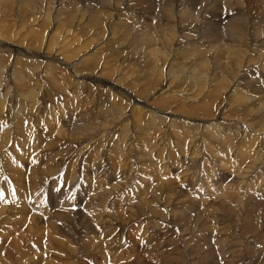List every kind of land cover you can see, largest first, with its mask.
Listing matches in <instances>:
<instances>
[{"label": "bare ground", "instance_id": "obj_1", "mask_svg": "<svg viewBox=\"0 0 264 264\" xmlns=\"http://www.w3.org/2000/svg\"><path fill=\"white\" fill-rule=\"evenodd\" d=\"M5 1L6 0L3 2ZM172 1L176 6L179 5V7H181L183 5L181 0ZM248 1L252 2L253 0ZM255 1L257 5L258 2L259 5H264L263 0ZM190 3H192V8L186 12V15L180 18L181 22L189 18V20L192 19L198 24V17H202L204 10H206L208 6L210 7V5H213L212 7L219 6V8L214 7L213 12L218 13L220 23L227 22L230 20L229 18L233 17L230 15V2L227 0H192ZM240 3L242 2L240 1ZM248 4L250 5V3L246 5ZM33 5L30 6V14L27 13L25 15L23 12L22 14L20 11L16 10V12L13 11L15 13H12L14 19L11 18L12 15L9 14L0 20V27L3 23H7L12 19L15 20V27L10 29V32H4L0 29V152L11 141L18 140V136L22 132H30L32 127L31 121L36 120L35 117L37 118L40 112L42 113L46 110L48 103H51V101L48 102L47 100L55 99L54 96L58 95L57 92H54L57 90H52L53 86L54 89H56L55 85L52 83H55L56 79L67 86H64V89L70 93L68 95L70 100L68 102V107L74 111V115L78 118L76 124L81 125L80 128H84L83 124H88L89 126L91 124L92 127L90 126L89 128L92 129L93 133H97L96 136H99H95L93 139L94 148L93 144V146L88 144L86 147H81L82 149L80 148V150L78 148V151H76L74 150V146L72 147L69 145L70 147H67L64 151L67 154H72L73 152L71 153V151L74 150L77 155H75L76 160L80 162L79 165L74 168V172L77 173L75 181L82 180L80 177L85 179L86 176L91 173V178L85 181L84 186L81 185V189L77 191L78 195L80 194L82 198L85 197V199H83L84 202L79 206L76 201L68 198V194L74 191V187H67L65 191L64 188L57 190L55 184L51 187L47 186L48 191L50 190L51 193L48 202L45 200L42 193H39V196L36 197L38 220L32 218L28 214L20 215L17 222L21 225V231L17 232L9 239L7 251L0 255V264L19 263L20 254L28 241L42 236H53L55 238L54 243L56 246H54L52 253L57 250V256L60 253L68 256L70 260L67 261L66 264H86L85 259H83L84 252H87L89 248L90 250H95L93 243L88 241L86 236L93 233L97 235V237L94 239L90 238L92 241L104 242L106 239L103 240L104 236L101 238L99 234L105 232L108 233L107 236H110L116 233H112V230L116 228H111L110 226V223H113L110 214H113V212L117 214L123 211L120 204L121 200H125V203L130 206H126L130 208V214L133 215L132 211H134L135 208V213L138 214L139 218L143 217L147 219L154 213L157 218L160 219L161 217L162 219L164 215L162 212L166 210L170 220L172 217L173 221L171 222L174 224V216L180 217L184 213L186 214V219H188L190 217V212L193 213L192 211H195L194 207L199 206L202 210L205 209V211H208L210 214V208H214L216 203L219 204V206L224 205V203L231 204L229 202H231L232 197L237 198V191L241 192V194H245L246 198L249 196V200L255 198V196L253 197L252 195L264 198V27L262 29V25H264V9H258L259 7L254 9V7L252 8L251 6V8H249L250 10L248 9L249 13L246 19L244 22L242 21L243 26L247 24L248 29H245L247 31L250 30L251 35H255L253 42L256 44V49H254L255 47L243 48V46H240V43L228 47L223 41L224 44L221 45L222 49H216L218 47L217 44H220L218 41L219 36L223 35L222 33L226 32L224 33L226 34V43L227 39L231 40V31H237L240 27L239 22L236 23L239 19L226 23L225 26L228 27L227 29L212 30L210 32L209 41L204 36L205 34L203 35L202 33H197L198 36H196L195 33V38L193 36L191 37L193 40L185 41L183 38H188L187 34L185 37L178 39L179 33L176 32V28L173 30V26H176L177 23L171 21L172 19H164V22L158 25V29L165 26L163 28L165 34H161L166 35V38L160 37L162 35L159 36L160 38L157 36L153 37V35H150V31L146 25L145 35L147 36H142L141 34V36L137 37L136 33V37H132L131 39L134 43L138 38V40H140V45L132 47V43L120 44L119 40H116V36L112 35V33L107 43H104L107 48L104 53V46L99 42L104 41L106 30L103 26V17H101V14L98 16L96 15L101 12L102 8H94L95 11H89L90 15L85 16L84 13L81 14L79 18H77L78 16L67 15L66 19L62 21V19L59 20L60 12L55 11V9L52 11L54 6L50 8L49 6H42L41 4L39 6ZM120 5L121 3L118 7H120ZM150 6L153 5L150 4L148 7L149 9ZM176 6H174L173 9H178ZM233 7H230V9ZM173 9L171 8V10ZM242 9H244V7ZM9 10L8 8L7 11ZM146 11V9L143 11L137 9L133 13H140L143 16ZM4 12H2V14ZM225 12L228 13V16L223 17L222 14ZM146 14L148 16V13ZM156 14L155 16H157ZM3 15H5V13ZM125 16H127V14ZM71 17L74 18L70 19ZM171 17L173 18V16ZM210 18L215 19L213 16H210ZM240 18H242V15ZM69 20L72 22L77 21L76 24H74L77 26L76 29L89 31V35L82 38L78 33L73 34V29L71 27L73 25L70 26L65 22ZM181 22L178 23L181 24ZM14 24H12V26ZM128 26L127 28H129ZM181 26L182 25H180L179 28L176 27L179 30L182 28ZM10 27L11 26H9V28ZM28 28L30 29L28 30ZM95 28V33L100 32L101 34L100 37H97L98 39H96V34L93 32ZM251 28H253V30H251ZM39 29L42 31L34 33L35 31L33 30L37 32ZM208 29L211 30L209 27ZM60 30L66 35H63ZM238 36L239 35H237V37ZM123 38L127 41L129 34H124ZM176 38L178 41H176ZM211 39L213 40L211 41ZM198 40H201L200 43H202L203 47L198 46ZM112 41H115L114 45H112ZM167 41H169L168 45L166 44ZM157 42L159 43L157 44ZM21 44L24 45V47H20ZM227 44L229 45V43ZM251 44L253 43L251 42ZM235 46L242 47L241 49L244 50V53L241 50H237L238 48L233 50L232 47L234 48ZM259 47L262 48L259 49ZM173 49L175 51H173ZM215 49L217 51H215ZM205 52H208V55ZM248 53H251V55L247 60L246 55ZM209 54L210 56L214 54L210 57V62H208ZM129 55L131 56V60H133L130 61V63L128 62ZM146 59H150L151 61L152 68L149 69V71L144 66ZM142 61L145 62H143V65H140ZM255 66L256 68H254ZM103 75H109L111 79H105L102 77ZM57 76L60 78H57ZM30 83L33 85H30L32 88L26 90V87H28ZM102 86L103 89L97 90V88ZM64 93L66 92H63V94ZM16 98H18L20 104L14 107L13 104ZM38 103L39 105L37 106ZM60 103L66 105L63 102ZM156 103H161L163 105L161 108H158L155 106ZM26 106L32 111V116H25L23 114L22 108ZM64 113L66 112L61 111L60 114L65 115ZM12 114L14 120L11 119ZM52 114L51 117L54 122V131H52V133L56 134V140L53 143H49L47 142V138L45 144L50 152L54 144L58 145V142L61 140L63 141L66 139L69 141V139L71 140L73 138H71L72 135L64 133L69 130L71 125L70 120L62 119V117L61 119L63 121L56 124L59 118H56V116ZM72 119H74V117ZM25 120H27V122ZM98 123H100V125ZM188 125L194 128L189 129L187 128ZM64 127L67 128L64 130ZM80 132L81 131H79V133ZM84 132H81L82 138L88 133ZM183 134L186 135V139H190V142H187V146H185V143L184 146H181L179 143V145L176 144L175 147L169 146L171 139L174 138L178 140ZM86 137L88 140V136ZM152 139H155V141L153 142ZM80 140L81 139L78 141ZM38 142L39 141H36L35 145H37ZM235 142L236 145H234ZM240 142L248 145V149L246 150L244 148V152L239 145ZM234 148L242 154L240 155L237 153L240 157L239 160L235 156L237 151ZM102 152L109 156H106L107 162H105L109 163V165L117 171H115L116 176L109 181V183L115 181L116 185H107L106 179L101 180L105 177L104 168H106V166L104 167V155ZM62 153L60 154L62 155ZM56 156H59V153H53V157ZM41 168L43 169L44 167L42 166ZM107 173L111 174V168H109ZM126 175L132 176L135 180V192L131 196L124 193L123 189L119 192L121 184L126 181ZM43 177H46V175L41 171V173L37 175V180L43 181ZM166 179H173L172 184L170 183V185H167L166 181L168 182V180ZM228 179H231L229 182H233V184L237 183L236 188L223 184V182H227ZM246 179H249V182ZM48 180H51V178ZM54 181L55 180L52 179L50 183L52 184ZM151 182L152 185L150 186ZM103 183H105V185ZM173 185L176 187L174 186L175 188L172 190L175 192L174 195L172 194V197L169 195L170 193L168 191L171 190V188L168 186L171 187ZM165 186L166 188H164ZM252 190H257L258 192L253 193ZM157 196L161 198L159 200L160 202L163 201V196H166L163 203L166 202L164 206H168L167 208H151V206L154 205L152 202L158 201V198H155ZM239 201L241 200L239 199ZM235 202L236 201H234L233 204ZM234 206L237 205L234 204ZM54 208L57 212L50 221V211ZM247 209L249 210L250 207ZM77 210L84 212V215L82 214L75 217L63 214L65 211L71 212L72 214V212L75 213ZM98 211H100V213ZM126 212L124 214H126ZM74 213L73 215H75ZM205 214L207 213L205 212ZM6 215H8L7 218H5ZM197 215L202 217L203 214ZM210 215L214 214L212 213ZM117 216L112 217H116L115 219H117ZM234 216H236V214ZM71 217H74V221L76 222L75 226L68 225L70 223H62L67 219L69 220ZM123 217L127 216L123 215ZM8 219H10L9 211L0 208V227L7 225L9 223ZM53 219L54 221H52ZM199 219L202 220L201 218H198V220ZM210 219H207V221ZM42 221L51 222V228L48 229V231L41 225ZM160 221L161 220H159V222ZM191 221L192 220L189 219L187 220L190 226L195 222L193 221L191 223ZM166 222L169 223V221ZM176 222L181 224L180 222H183V220L176 219ZM196 224H198V221H196ZM206 224V220H203L198 225L203 228V230H206ZM170 225L169 223V226ZM56 229H58L57 231H59V234L55 232ZM159 229L157 230L159 231ZM219 229L220 227L218 230ZM151 232L153 231L151 230ZM169 232L173 233L171 230ZM193 232H189L190 235ZM196 232L194 233L195 236L197 234ZM205 232L206 231H204V233ZM254 233H252L253 236ZM200 234L199 235L202 236V233ZM199 235L197 234V237ZM31 236L34 237L31 238ZM59 236H62V239H59ZM185 239L183 241H185ZM193 241L196 244L194 239ZM200 242L201 241H199V243ZM207 242L208 241L205 243ZM218 243H220V241ZM79 244L82 245V247ZM207 245L205 248H207ZM103 247L105 248L104 244ZM182 247L183 246L180 248ZM211 254L212 253L209 255ZM61 256L65 257L63 255ZM29 257L33 259L35 256H24V258ZM58 258L59 257L46 258L44 260L45 262L47 261L46 264H62ZM181 259L183 261L185 258ZM32 262L29 261V264H35ZM190 262L191 261H189V263ZM213 262L210 263L214 264L215 262Z\"/></svg>", "mask_w": 264, "mask_h": 264}, {"label": "rangeland", "instance_id": "obj_2", "mask_svg": "<svg viewBox=\"0 0 264 264\" xmlns=\"http://www.w3.org/2000/svg\"><path fill=\"white\" fill-rule=\"evenodd\" d=\"M3 1L0 0V6H2V7H0V13H1L0 20L2 18H4V16L9 15V14L12 15L11 18H13L14 15L12 13H15L16 10L20 11V13L23 12L25 15L27 13L30 14L31 13V11H30L31 7L30 6L33 5V3H34L33 6H39L40 4L42 6H49L50 8H52L54 6L52 11H54V9H55V11H59L60 12L59 20L62 19V21H64L63 19H66L67 15L78 16L77 18H79V16L81 14H84V13H85L84 14L85 16L86 15H90L89 11L90 10H92V11L94 10L95 11L94 8H97V9L102 8L101 12L96 14V15L98 16V15L101 14V17H103V26H104V28L106 30V35H105L104 41L99 42V43H102V45L104 46L103 52L104 51L106 52V50H107V48L105 47L106 44H104V43H107V40L109 39V37L111 36L112 33H113L112 35L116 36V40H119L120 44H125V43L130 44V43H132V45H133L132 47H136V45H140V40H138V38H137V41H134V43H133V40L131 38L132 37L135 38L136 37L135 36L136 33H137V37L141 36V34H142V36H147V35H145L146 34V32H145L146 25L148 26V29L150 31V35H153V37L157 36L158 38H160V37L166 38V35H162V34H165L163 32V28L165 26H163V27L158 29V25L162 24L161 22H164L163 21L164 19H169V20L172 19L171 21H173L174 23H177L176 26L178 28L180 27V25H182L181 26L182 28L179 29V30L177 29L176 26H173V30L176 28L177 31L176 30L175 31L177 33H179L178 39H180L182 37H185L186 34H187L188 38H186V37H185L186 39L183 38L185 41L193 40L191 37L193 36L195 38V35H194L195 33H196V36H198L197 33H199V34L202 33L203 35L205 34L204 36L209 41L210 40L209 37L211 35L210 32L212 30H214V29H221L222 30L223 28L227 29L228 27L225 26L226 23H229V22H232V21H237L239 19L236 22V23L239 22V26H240L239 29H238L239 31L238 30L237 31H231L232 38H231V40L227 39V43H229V45L226 43V40H225L226 39V34H224L226 32H224V33H222L223 35L219 36V41L218 42L220 44H217L218 47L216 49L217 50H221L222 49L221 45H223L224 43L228 47H231L233 45H238L240 43V46H243V48H246V47H253L254 48L255 47L254 49H256V44H255V42H253V38L255 37V35H251L250 34L251 33L250 30L249 31L246 30V29H248L247 28V24H244V26H243V22L246 19L247 14L249 13V10H250L249 8H251V6H252V8L254 7V9H256L258 7H259L258 9H264V7H263L264 5H259V2H258V5H259L258 6L255 0H253L252 2L248 1V0H227V1L230 2L229 12H230L231 17L233 16L232 17L233 19L229 18L230 19V20L228 19L229 21L220 23L218 13L217 12H213V9H214L215 6L212 7L213 5H210V7L208 6L210 9L207 7L206 10H204V13L202 14V17H198L199 23L197 24L196 22H194V20H192V19L189 20V18L184 19L182 22H181V19H180L183 15H186V12L188 10H190L192 8L191 7L192 3H190L192 0H181V2L183 4V5L182 4L181 5L183 7L182 6L179 7V5L178 6L174 5L172 0H150V1L149 0H131V1L130 0H125L126 2L124 0H87V1L86 0H21L22 2L20 0L19 1L18 0H6L5 2H3ZM25 1H26V3H25ZM240 1L242 3H240ZM16 2H17L18 5L16 4ZM238 2H239V4H238ZM263 2H264V0H263ZM5 3L6 4L10 3V4L6 5ZM120 3H121V5H120V7H118ZM160 3H162V4H160ZM247 3H250V5L249 4L246 5ZM150 4L153 5V6H150V9H149L148 7H149ZM57 5H58V7H57ZM134 5H136L137 7L134 6ZM70 6H71V8H70ZM174 6L178 7V9H176V8H175L176 10L173 9ZM7 7L10 9L9 10L10 12L7 11V9H8ZM152 7L153 8L155 7V8L153 9ZM170 7L173 10H171ZM216 7L219 8V6H216ZM230 7H233V8L230 9ZM243 7H244V9H242ZM60 8H61V10H60ZM91 8H93V9H91ZM118 8H120V9H118ZM136 8L137 9H141V11L146 9L147 11L142 16V14H140V13H133L134 11L137 10ZM21 9H23V10H21ZM151 10H152V12H151ZM158 10H159V12H158ZM162 10H163V13H162ZM1 11L2 12L5 11L4 12L5 15H3L4 13L2 14ZM13 11H15V12H13ZM193 11H195V10H193ZM178 12H179V15H178ZM221 12H223V11H221ZM146 13H148V16H147ZM126 14H127V16H125ZM155 14L157 16H155ZM236 14H238V15H236ZM176 15H178V16H176ZM241 15H242V18H240ZM171 16H173V18ZM210 16H213L215 19L210 18ZM222 16L223 17L228 16V13L225 12V13L222 14ZM234 16H236V17H234ZM73 18L74 17H71L70 19H73ZM144 18H145V20H144ZM13 19L11 21L7 22L9 25L7 23H3L1 25V27H0V29H2L4 32H10L9 30L12 29L13 27H15V24H14L15 20H13ZM176 20H177V22H176ZM65 22H67L70 26L73 25V26H71L72 29H73V34H77L78 33V35L81 36L82 38H85V36L89 35V31H86V30H83V29H79V30L76 29L77 26H75L74 24H76L77 21L76 22L75 21L72 22L71 20H69V21H65ZM121 22H122V24H121ZM178 22L179 23L181 22V24H179ZM11 23L14 24V25L12 26ZM4 24H6V25H4ZM9 26H11V27L9 28ZM127 26L129 28L131 26L132 27L129 29V28H127ZM51 27H52V24H51ZM208 27L211 30H209ZM242 27L244 28V30H243ZM263 27H264V25H262V29H263ZM35 28H37V27H35ZM200 28H202V29H200ZM29 29L30 28H28V30ZM115 29H117V30H115ZM127 29H128V31H127ZM118 30H120V31H118ZM134 30H136V31H134ZM251 30H253V28H251ZM33 31H35L34 33H38L39 31H42V30L39 29L37 32H36V30H33ZM93 32L94 33L96 32V28H95V30H93ZM119 32H122L123 34L119 33ZM61 33L63 35H66V34H64L63 31H61ZM183 33H184V35H183ZM95 34H96V39H98L97 37L101 36L100 32L95 33ZM124 34H129V38H128L127 41L124 40V38H123ZM160 35H162V36H160ZM237 35H239V36L237 37ZM212 40L213 39H211V41ZM176 41H178L177 38H176ZM254 41H255V39H254ZM114 42L115 41H112V45H114ZM197 42H199L198 46L201 47L202 46V43H200L201 40H198ZM213 42H211V43L214 44ZM251 42L253 44H251ZM158 43L159 42H157V44ZM230 43H232V44H230ZM166 44L168 45L169 41H167ZM21 46L24 47V45H22V44L20 45V47ZM241 48L242 47H237V46H235L234 48L232 47L233 50L234 49L241 50L244 53V50L241 49ZM260 48H262V47H259V49ZM174 49H173V51H175ZM216 49H215V51H217ZM205 53L208 55V52H205ZM124 55H126V54H124ZM212 55H214V54H212ZM250 55H251V53H248L246 55L247 56V60L249 59ZM211 56L209 54L208 62H210L209 59H210ZM147 60H149V61H147ZM130 61H133V60H131V56L129 55L128 62L130 63ZM143 62H145V61H142V63H140V65H143ZM145 63H144V66L149 71V69L152 68L150 59H146ZM131 64H132V62H131ZM23 66L25 67L24 64H23ZM254 68H256V66ZM102 77H104L105 79H111V77L109 78V75H103ZM57 78H60V77L57 76ZM24 80H25V77H24ZM52 83L55 85V88H56V89H54V86H53L52 90L53 91L57 90V91H54V92H57V94H58L57 96H54L55 99L47 100L48 102L51 101V103L47 102L48 103V107H46V110L44 112H42V113L40 112L39 116L37 118L35 117L36 120L31 121L32 127H31L30 132H27V133H23L22 132L18 136V140L11 141L0 152V194H2V195H0V208H3L5 210L9 211V216H10V219H8L9 223L7 225H4V226L0 227V247H3V248H0V255L3 254L5 251H7V248L9 247V239L12 236H14L17 232L21 231V225L17 222V219L20 217V215L28 214L32 218L38 220V217H37V212L38 211L36 209V207H37L36 206V197L39 196V193H42L44 198H45V200L48 202V198L51 196V193H50V190L48 191V187L47 186L51 187L53 184H55V187H56L57 190H61V189L64 188L65 191H66L67 187H74L73 188L74 191L72 193L68 194V198L73 199L74 201H76L79 206L84 202L83 199H85V197L82 198L80 196V194L78 195L77 191H79L81 189V185L84 186V182L85 181H88L91 178V176H90L91 173H89L86 176L85 179H83V177H80L82 180L75 181L76 180L75 176H76L77 173L74 172V168H76L79 165L80 162H79V160H76V156L77 155L75 154L76 152H74V150L78 151V148L80 150L81 147L84 148L88 144L92 145L93 144V139L95 138L97 133H93L92 129L89 128L90 126L92 127L91 124H90V126L88 124H83L84 128H80L81 125L76 124V122L78 121L77 120L78 118H77L76 115H74V111H72V109H69V107H68V102L70 101L69 98H68V95L70 93L66 89H64L67 86L65 84H63L61 81L60 82L57 81V79H56V82H55L56 84L54 82H52ZM57 83H61V84H57ZM28 85L29 86L26 87V90L28 88H32V86H33L32 83H30ZM30 85H32V86H30ZM101 89H103V86L100 87V88H97V90H101ZM63 92H66V93L63 94ZM64 95H65V97H64ZM56 99H58V100H56ZM59 101L65 103L66 105L60 103ZM17 104H20L18 98H16L15 101H14V104H13L14 107ZM38 105H39V103L37 104V106ZM53 105H54L55 108L53 107ZM162 105L163 104H161V103H156L155 104V106L158 107V108H161ZM41 108H43V107H41ZM22 109H23V114L25 116H32L33 113L30 110V108H28L26 106V107H23ZM61 111L66 112V113H64L65 115L60 114ZM50 112H51V114L53 113L54 116H56V118H59V120L56 121V124H58L60 121H63L62 119H69L70 120L71 125L69 127V130L64 132V133H68V134L72 135L71 138L73 137L71 140L69 139V141L64 139L63 141L62 140L59 141L58 145L54 144L53 147H52V151L51 152L48 151L49 148L47 147V145L45 146L47 138H48L47 142H49V143H53L56 140V134L52 133V131H54V129H53L54 122H53V119L51 117ZM68 113H69L70 116L68 115ZM70 117H71V119H70ZM73 117H74V119H72ZM11 119L14 120L13 114L11 116ZM25 121L27 122V120H25ZM98 124L100 125V123H98ZM98 124H96V125H98ZM66 128L67 127H64L63 129L65 130ZM187 128L193 129L194 127H190L188 125ZM78 130L81 131V132L85 131L84 133L88 132L86 134V136H88V140L86 139L87 138L86 136L82 138L81 137L82 133L81 132L79 133ZM70 135H69V137H70ZM98 136H96V137H98ZM79 139H81V140L78 141ZM36 141H39L37 145H35ZM152 141L154 142L155 139H152ZM63 142L64 143L67 142V143H65V145H64ZM75 142H77V143H75ZM170 142H171V143H169L170 147L171 146L175 147L176 144H178V143L181 146H184V143H185V146H187V144H188L187 142H190V139H186V135L183 134L178 140H175L173 138V139L170 140ZM242 144H243V142H240L239 145L242 147V150L244 152L245 149L246 150L248 149V145L245 143L242 146ZM69 145H71L72 147L74 146V148H75L74 150L71 151V153L73 152L72 153L73 155L72 154H67L66 152H64L67 149V147H70ZM234 145H236V142H235ZM237 145H238V143H237ZM94 147H95V145L93 146V148ZM93 148H92V150H93ZM234 149L236 150V148H234ZM62 151H63V153H62ZM236 151L237 152H236L235 156L239 160L240 157L238 156V154H240V155H242V154H241L240 151H238V150H236ZM53 153L54 154L59 153V156L53 157ZM60 153H62V155ZM103 155H104L103 156V158H104V167L106 166V168H104L105 177L102 178L101 180L106 179L107 180V185H116L115 181H112L110 183H109V181L111 180V178L116 176V172L117 171L113 167H111L109 165V163H106L107 162V160H106V156L107 155L105 153H103ZM107 157H109V156H107ZM48 161H50V162H48ZM41 165L44 167L43 169L41 168L42 167ZM109 168H111V174L107 173ZM69 169H71V170H69ZM41 171L45 173L46 177L42 178L43 181H38L37 180V175L39 173H41ZM118 171H119V169H118ZM72 177H73V179H72ZM50 178H51V180L52 179L55 180L52 184L50 183L51 180H48ZM125 180L126 181L123 184H121L119 192L123 189L124 193H127L128 196H131L135 192V187H134L135 180L132 178V176H128V175L125 176ZM166 180H168V182L166 181L167 185L168 184L170 185V183L172 184V182H173V179H170V180L166 179ZM230 180L228 179L227 182L225 181V182H223V184H225L226 186L228 185V186H230L232 188H236L237 183L233 184V182H229ZM246 180L248 181L249 179H246ZM79 183H81V184H79ZM103 184L105 185V183H103ZM151 185H152V182L150 183V186ZM174 186L175 185H173L171 187L168 186L169 188H171V190H169L168 192L170 193L169 195H171L172 197L175 194V192L172 191L176 187V186L175 187ZM164 188H166V186ZM252 192L253 193H257L258 191L257 190H252ZM188 193H190V192H188ZM163 195H166V194H163ZM244 195L245 194H241V192L237 191V198H233L232 197L231 202H229L231 204L224 203V205L219 206V204L216 203L215 207H217V208L211 207L210 211H209L210 214L213 213L214 215H210L208 213V211H205V209L202 210L199 206L198 207H194L195 211H192L194 214L190 212V215H189L190 217L188 218L189 220H192L191 223L193 221H195V222L192 223L193 225L191 224V226L187 222L188 219H186V217H185L186 214H184V213L180 217L174 216L175 222L173 224V222H171V221H173L172 217H171V220H170L169 214L167 213L166 210H163V212H162V214L165 215V216L164 215L163 216L166 219L163 216H162V219H161V217L159 219V218H157L155 216L154 213H152V216L150 218H147V219H144L143 217L139 218L138 214L135 213V208H134V211H132L133 215L130 214L129 213L130 212V208L126 207V206H129V205L125 203V200H121L120 204L122 206V209H123L122 212L123 213L122 212L121 213L118 212L119 214L118 213L116 214V213L113 212V214H110L111 215V220H113L112 221L113 223H110V226H111V228H116V229L112 230V233L113 232H116V233L112 234L110 236H107L108 233H105V232L99 234V236L101 238H103V236H104L103 240L106 239V241H104V242H102V241L101 242L100 241L99 242H94L91 239L96 238L97 235H95L93 233L88 234V236H86V239H88V241L93 243V245H94L93 247L95 248V250H90V248H89L87 250V252H84V254H83L84 258L83 259H85V263L86 264H103V263L104 264L105 263L106 264H172V263L173 264H177L178 262H179L178 264H181V262H182V264H187V263L188 264H191V263L192 264H211L210 262H213V261L215 262V263L213 262L214 264H264V235H263L264 234V198H261V197H259L257 195H252L253 197L255 196V198L249 200V196L246 198V195L245 196ZM77 198H78V200H77ZM155 198H158V201H153L152 204H154V205L151 206V208L154 207L156 209H161V208H167L168 207V206H164L166 202L163 203V201L166 198V196H163V201L162 202L159 201L161 198H159L158 196L155 197ZM239 199L241 201H239ZM245 199H246V201H245ZM234 201H236L234 204L237 205V206H234V204H233ZM247 202H249V203H247ZM104 207H105V205H104ZM246 207L247 208L250 207V209L248 210ZM124 208H125V212L128 209L127 210L128 213L126 212V214H124L125 213L124 212ZM147 209H146V211H147ZM100 211H102V210H100ZM100 211H98V212L100 213ZM233 211H234V213H233ZM56 212L57 211L55 210V208L51 209V211H50V221H51V218L55 215ZM81 212L82 211L77 210V212H75V213L72 212V214H71V212L65 211L63 214L76 217V216L82 215L84 213V212H82V213ZM205 212L207 214H205ZM73 213L75 215H73ZM196 213L199 214V215L203 214L202 215L203 218L198 216ZM235 214H236V216H234ZM123 215L127 216V217H123ZM228 215H229V217H228ZM7 216L8 215H6L5 218H7ZM112 216L113 217L117 216V219H115L116 217L113 218ZM195 216H197V217H195ZM210 216H211V219H210ZM118 217H119V219H118ZM198 218H201L202 220H200V219L198 220ZM238 218H239V220H238ZM176 219L177 220H183V222H180L181 224L182 223L183 224L182 225L178 224L176 222ZM207 219H210V220L207 221ZM159 220H161V221L159 222ZM164 220L169 221V223L171 225L169 226V223L164 221ZM203 220L204 221L206 220V222H207V224H206L207 229L206 230H203V228H201L198 225ZM52 221H54V219ZM73 221H74V217H71V218H69V220L67 219L65 222H62V223H67V224L70 223L68 225L75 226L76 222L75 221L73 222ZM196 221H198V224H196ZM83 222H84V220H83ZM164 222H166L168 224H166ZM215 223H216V225L214 226ZM156 224H159V225H156ZM41 225L47 231H48V229L51 228V222H49V221H42ZM153 225H154V227H153ZM249 225H250V227H249ZM163 226H164V228H163ZM198 226H199V229H198ZM185 227H186V229H185ZM219 227H220V229L218 230ZM210 228H212V229H210ZM157 229H159V231ZM176 229H178V230H176ZM196 229L199 230V231H197ZM200 229H201V232H200ZM57 230L58 229H56L55 232L57 234H59V231H57ZM151 230L153 232H151ZM170 230L173 231V233L169 232ZM188 231L190 233L193 232V231H195V232L197 231L196 233L198 235L200 233H202V236H200L201 234L198 237H197V234L195 236V234H194L195 232H193L190 235V233ZM204 231H206V232L204 233ZM210 231H212V232H210ZM163 232H165V233H163ZM166 232H169V233H166ZM252 233H254V236H253ZM168 234H170V235H168ZM208 234H209V236L207 237ZM158 235L162 236V237H159ZM33 237L34 236H31V238H33ZM105 237H107V238H105ZM161 238H163L164 240L161 239ZM59 239H62V236H59ZM184 239H185V241H183ZM193 239L196 241V244L193 241ZM156 240H157V242H156ZM198 240L201 241V242L199 243ZM54 241H55V238L53 236H42V237L31 239L30 241H28L26 246L23 248V250H22V252L20 254V261H19V263L17 262L16 264H20L22 261L23 262L21 264H29V261L30 262L33 261L32 263H35V264H46L47 261L45 262L44 259H46V258H57V257H59L58 260H60L62 262V264H63V262H64V264H66V262L70 260L68 256H66V255H64L62 253H60L57 256V253H58L57 250H55L52 253V251L54 250V246H56ZM206 241H208V242L205 243ZM219 241H220V243H218ZM103 244H104L105 248L103 247ZM206 245H207V248H205ZM80 246L82 247V245H80ZM181 246H183V247L180 248ZM196 246H197V248H196ZM212 247H214V248H212ZM216 247H217V249H216ZM199 248H200V250H199ZM204 249H206V250H204ZM211 249H212V251L214 253L211 251ZM229 250H230V252H229ZM185 251H187V252H185ZM203 251H204V253H203ZM167 252H169V253H167ZM183 253L185 254V256H184ZM210 253H212V254L209 255ZM61 255L65 256V257H62ZM24 256H35V257H33V259H31V257L24 258ZM60 256L62 257V259H61ZM175 257H176V259H175ZM34 258L38 259V260H35ZM181 258H185L186 260L183 259V261H182ZM200 258H201V260H200ZM174 260H176V261H174ZM169 261H171L172 263L169 262ZM189 261H191V262L189 263Z\"/></svg>", "mask_w": 264, "mask_h": 264}, {"label": "snow or ice", "instance_id": "obj_3", "mask_svg": "<svg viewBox=\"0 0 264 264\" xmlns=\"http://www.w3.org/2000/svg\"><path fill=\"white\" fill-rule=\"evenodd\" d=\"M0 195H2V194H0Z\"/></svg>", "mask_w": 264, "mask_h": 264}]
</instances>
